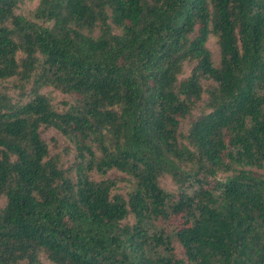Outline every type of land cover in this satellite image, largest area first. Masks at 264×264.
Masks as SVG:
<instances>
[{
    "label": "trees",
    "instance_id": "16d2710c",
    "mask_svg": "<svg viewBox=\"0 0 264 264\" xmlns=\"http://www.w3.org/2000/svg\"><path fill=\"white\" fill-rule=\"evenodd\" d=\"M23 1L0 0V264H264V0Z\"/></svg>",
    "mask_w": 264,
    "mask_h": 264
},
{
    "label": "rangeland",
    "instance_id": "374dc122",
    "mask_svg": "<svg viewBox=\"0 0 264 264\" xmlns=\"http://www.w3.org/2000/svg\"><path fill=\"white\" fill-rule=\"evenodd\" d=\"M38 2H39L38 0L23 1V4L20 5V9L18 12L20 14L26 15L38 5ZM207 47H208L209 51L211 52L214 61L217 63L220 59V53L218 50L217 39L212 36L210 38V40L208 41ZM190 71H191L190 68L187 67L185 69L182 77H187L190 74ZM31 86L32 85H29L28 87H31ZM42 92L47 94L48 96H50V98L53 99V103L56 104V106L61 110L65 107V102H71L73 99L72 97H70L68 95H65L61 92L56 91L54 88L45 87L44 89H42ZM17 93H19V91L12 90L11 96L14 95L15 97H17ZM201 107H204V104H201ZM203 111H204L203 108L197 109V110L193 111V116L197 117ZM190 124H191L190 120H187V121L182 123V126H181L182 135H184V136L188 135V131H189V128L191 126ZM44 137L50 145L51 155L55 156V157L58 156L66 168L71 166L75 160V157H76V150H75V147L72 145L73 144L72 141L68 140L67 138H64L59 132H57L56 130H53V129L46 131L44 133ZM182 140L184 141V139H182ZM107 176L110 179L118 180L120 187L118 188V191L116 193H120L123 195L127 194V192H128V189L126 187L127 183L122 180V178H123L122 175H120L116 172L110 171ZM226 176L227 175L225 173L219 172L217 175V179L223 181V180H225ZM162 184H163L164 188L168 191H174V189L176 188L173 181L171 180V178H165L162 181ZM175 246H176L178 256L180 258L184 259L186 264H189L185 255H184L182 248L179 246V244L177 242L175 243ZM44 263L45 264H52L49 261H47L45 258H44Z\"/></svg>",
    "mask_w": 264,
    "mask_h": 264
}]
</instances>
